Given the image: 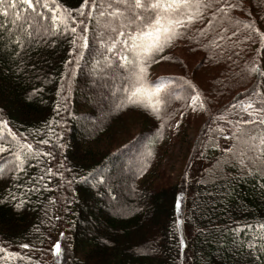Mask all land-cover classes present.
<instances>
[{"label":"trees","instance_id":"16d2710c","mask_svg":"<svg viewBox=\"0 0 264 264\" xmlns=\"http://www.w3.org/2000/svg\"><path fill=\"white\" fill-rule=\"evenodd\" d=\"M55 3L88 31L20 47L13 17L0 15L9 25L0 28V121L50 154L28 157L18 171L14 149L0 153V264H264V173L247 161L241 169L226 151L237 145L231 134L264 132L242 123L264 119L256 112L264 108V0H228L233 7L203 11L185 31L214 76L155 74L159 55L151 64L150 81L163 77L174 93L194 85L205 103L187 153L174 151L182 145L175 118L185 111L170 119L178 100L162 104L159 116L142 105L118 108L126 69L105 65L100 18L79 15L83 0ZM10 139L5 129L0 142ZM176 156L184 167L173 176Z\"/></svg>","mask_w":264,"mask_h":264},{"label":"snow or ice","instance_id":"6c2138e0","mask_svg":"<svg viewBox=\"0 0 264 264\" xmlns=\"http://www.w3.org/2000/svg\"><path fill=\"white\" fill-rule=\"evenodd\" d=\"M217 5H219L218 8H216ZM21 6L24 7L21 9ZM86 6L90 9L88 12L83 11ZM231 7L233 5L229 4L228 0H99V2L98 0H83L79 15L91 18L93 12L97 14L100 18L97 30L98 44L102 49L100 55L105 58V65L110 69H126L125 74L119 77L120 80L125 81L122 85L125 99L117 107H122L125 104L142 105L150 108L154 114L159 116L162 104H167L172 99H180V97L165 88V78H157L156 81L149 80L148 73L151 64L157 62L158 55L160 59H165L160 54L182 38L192 23L202 19L203 11L216 8L217 12H222L225 8ZM47 13H51V16L49 17ZM0 15L13 17L11 23L15 25L14 31L17 33L15 42L20 47L33 41L39 43L40 39L38 38L44 36L69 31L75 34L78 26H84L82 31H88L83 19L71 16L66 10L61 9L55 0H51V3L50 0H0ZM46 22H50V24ZM211 24L212 20H209L208 25ZM8 27V24L0 23V28L7 30ZM201 33L203 34V29H201ZM81 39L84 38L81 37ZM217 39H224V37L218 35ZM73 44H75V39ZM105 53L111 55L105 57ZM112 56H116L117 62L110 63ZM251 71L258 72L260 69L254 67ZM189 88L191 93H186L184 97L187 99L190 95L189 107L196 111L198 104L200 109H204L205 103L199 91L191 84H189ZM252 108L253 104L249 101L245 106V111ZM256 112H264V108H258ZM249 115H253V113H249ZM218 118L224 119L223 116ZM242 123L253 126L264 125V119L247 120ZM0 124L3 125V128H0V136L6 129L7 136L11 138L0 142V153L8 151L9 148L14 149L12 155L18 162L15 165L18 171L23 170V164L28 157L50 155L41 153L31 143L22 142L8 127L7 122L0 121ZM217 131L223 134L224 129L217 128ZM240 132V136L235 133L231 134V138L237 141V145L226 151L230 152L232 157L238 161L241 169L248 166L245 163L247 161L255 166L259 173H264V132L258 135H251L243 129ZM224 138L228 139L229 137L225 136ZM41 143H47V141H41ZM241 143L245 145L243 151H240L238 147ZM147 156H151V151L147 152ZM48 172L51 175L52 169L49 168ZM2 173L3 169H0V174ZM56 174L59 175V173ZM176 206L177 209L180 208L179 199ZM176 223L179 225L182 221L177 219ZM259 227L264 231V224H260ZM261 239H264V236ZM23 247H28V245L25 244ZM0 251H4V249H0ZM61 251V244L57 241L53 245L52 253L59 256Z\"/></svg>","mask_w":264,"mask_h":264},{"label":"rangeland","instance_id":"374dc122","mask_svg":"<svg viewBox=\"0 0 264 264\" xmlns=\"http://www.w3.org/2000/svg\"><path fill=\"white\" fill-rule=\"evenodd\" d=\"M252 1L254 2L255 0H245L246 2L245 4H249ZM195 25L197 24L195 23ZM185 36L186 35H183L182 38L178 39L170 47L165 49V51L162 53L165 59L159 64H156L153 67L152 72L155 74L166 73V74H174V75H182V73L189 72L190 75H193L195 78H199V79H202V77L204 76L207 77L208 75L214 76L215 71L213 70L214 71L213 73L209 72L210 69L208 65L202 62L203 53L200 50H198L196 47H193L194 44L190 42L191 39H188L189 42L183 39ZM168 57L171 58L169 59ZM100 66L102 67L103 65L100 64ZM176 87H180V86L176 85ZM182 87L184 86H181V89ZM190 91L191 90L189 87L187 88L184 87V90L177 91V93H175L177 96L180 97V99H175L178 100L177 101L178 109H175L176 113L174 112L170 117V119L175 118L178 112L180 111L182 112V110L185 109L183 115L180 114L178 119L175 118L176 123L174 125L175 126L174 130L175 131L179 130L178 132L182 134V143H181L182 145L180 146V150L178 149L179 151H176L174 146V151L176 153L188 152L187 144L189 145L190 142L196 139V134L198 131L197 120L202 116V112H203L202 109L198 107V104L196 111H193L191 107H189V104L191 103L190 96H188L187 99L183 98V92H190ZM173 141L175 142V140ZM176 145L178 146V144ZM181 158L182 157L176 156L175 158H173V160L169 165V168L172 170L173 176H177L180 173L181 169H183L184 167V162L182 163ZM195 160H196L195 161L196 165L200 166L203 164L201 159H195Z\"/></svg>","mask_w":264,"mask_h":264}]
</instances>
